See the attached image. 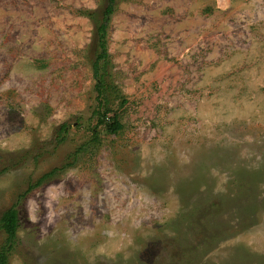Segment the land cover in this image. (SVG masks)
Masks as SVG:
<instances>
[{
  "label": "rangeland",
  "instance_id": "1",
  "mask_svg": "<svg viewBox=\"0 0 264 264\" xmlns=\"http://www.w3.org/2000/svg\"><path fill=\"white\" fill-rule=\"evenodd\" d=\"M107 4L0 0L8 264H264V0Z\"/></svg>",
  "mask_w": 264,
  "mask_h": 264
},
{
  "label": "trees",
  "instance_id": "2",
  "mask_svg": "<svg viewBox=\"0 0 264 264\" xmlns=\"http://www.w3.org/2000/svg\"><path fill=\"white\" fill-rule=\"evenodd\" d=\"M116 0H108V4L103 11V22L101 26L98 28L101 46H103V50L97 57L95 61V75L99 79L98 87H102L105 84V80L100 75V58L106 56V52L104 49V41L106 37V29L109 24L110 16L114 12ZM96 12H92L91 14H95ZM109 108H106L105 111L99 116L98 123L104 124L106 126V130L111 133H117L122 128V123L120 120L113 116L108 118L107 113ZM65 124H63L62 129H65ZM0 226L7 232L9 241H12L16 236V232L19 226L18 212L15 208H10L3 214ZM0 264H8V255L6 251V247L0 250Z\"/></svg>",
  "mask_w": 264,
  "mask_h": 264
}]
</instances>
